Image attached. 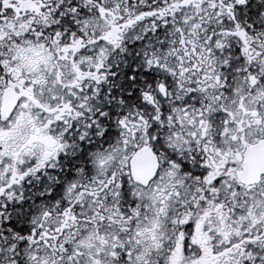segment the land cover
Wrapping results in <instances>:
<instances>
[{
    "label": "snow or ice",
    "instance_id": "obj_1",
    "mask_svg": "<svg viewBox=\"0 0 264 264\" xmlns=\"http://www.w3.org/2000/svg\"><path fill=\"white\" fill-rule=\"evenodd\" d=\"M0 264H264V0H0Z\"/></svg>",
    "mask_w": 264,
    "mask_h": 264
}]
</instances>
